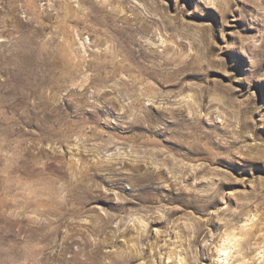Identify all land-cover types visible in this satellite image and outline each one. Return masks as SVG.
I'll return each instance as SVG.
<instances>
[{"label":"rangeland","instance_id":"rangeland-1","mask_svg":"<svg viewBox=\"0 0 264 264\" xmlns=\"http://www.w3.org/2000/svg\"><path fill=\"white\" fill-rule=\"evenodd\" d=\"M226 263L264 264V0H0V264Z\"/></svg>","mask_w":264,"mask_h":264},{"label":"bare ground","instance_id":"bare-ground-1","mask_svg":"<svg viewBox=\"0 0 264 264\" xmlns=\"http://www.w3.org/2000/svg\"><path fill=\"white\" fill-rule=\"evenodd\" d=\"M237 241V240H236ZM233 242V241H232ZM240 246V245H239ZM222 247V246H221ZM232 247V246H231ZM239 248V247H238ZM237 248V249H238ZM221 249V248H220ZM233 249V248H232ZM221 251L223 252V254L224 255H226V258H225V260H228V256H229V253H228V249H227V247H224V248H222L221 249ZM237 258V257H236ZM222 260V259H221ZM239 262V261H238ZM227 264V263H226ZM235 264V263H234Z\"/></svg>","mask_w":264,"mask_h":264}]
</instances>
